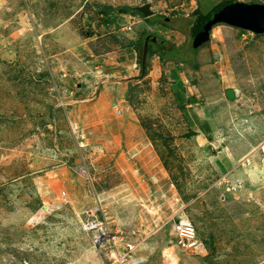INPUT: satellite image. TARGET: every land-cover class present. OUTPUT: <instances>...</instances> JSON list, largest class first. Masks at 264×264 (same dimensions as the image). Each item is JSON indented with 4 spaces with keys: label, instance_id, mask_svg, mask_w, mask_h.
Instances as JSON below:
<instances>
[{
    "label": "rangeland",
    "instance_id": "374dc122",
    "mask_svg": "<svg viewBox=\"0 0 264 264\" xmlns=\"http://www.w3.org/2000/svg\"><path fill=\"white\" fill-rule=\"evenodd\" d=\"M146 4L149 17L138 9ZM197 8L196 0H0V264H110L85 228L94 207L92 218L137 245L130 264H172L165 252L176 264H264V181L253 186L241 170L226 177L215 161L233 147L227 120L264 113L248 107L264 96V38L243 42L219 24L197 70L154 55L135 78L130 44L148 31L192 46ZM197 74L212 79L200 85V105L218 115L210 141L191 135L184 114L183 77ZM229 88L240 107L216 105L211 91ZM263 139L264 125L253 142ZM177 202L204 243L199 252L174 245L167 219Z\"/></svg>",
    "mask_w": 264,
    "mask_h": 264
},
{
    "label": "crops",
    "instance_id": "0c3cea01",
    "mask_svg": "<svg viewBox=\"0 0 264 264\" xmlns=\"http://www.w3.org/2000/svg\"><path fill=\"white\" fill-rule=\"evenodd\" d=\"M198 60V59H197ZM134 74V73H132ZM132 75H129L131 77ZM184 85L186 86L185 96L187 97V103H185L184 114L186 117V122L192 130L191 133L196 138L200 136L202 139H207L206 136H210L214 134L215 126L212 123V120H217V112L213 113L211 107L209 105H200L202 93L200 92V85H210L212 83V79L202 76V75H190L184 76ZM206 82V83H205ZM189 85V88H188ZM188 88V89H187ZM240 93V92H239ZM216 95L215 102L216 105H220L221 107H240L239 99L230 100L226 96H223L218 93L217 90L211 91V95ZM241 94V93H240ZM239 94V95H240ZM263 96V95H262ZM252 104V103H251ZM248 105V107H264V96L263 99L257 98L256 103L252 105ZM218 107V106H217ZM187 111V112H186ZM252 112V110H250ZM263 114H255L254 116H248L247 119L243 118L241 120H237L235 118L227 120V137L231 138L232 146H230L231 141H227L229 148H231L230 152H227L226 155H221V162L219 164L218 156H215V161L217 162L219 168L223 172L226 173V177L229 175H234V172L241 170L242 173L248 174L250 179L255 176L253 180V186L261 184L264 181V153L260 151L258 145L253 142V138L260 133L263 128ZM141 127V126H140ZM209 130L207 134L203 133L202 130ZM196 140V139H195ZM199 140V139H197ZM207 141H210L207 139ZM236 141V142H234ZM229 142V143H228ZM209 144H212L209 142ZM248 151V152H247ZM225 153V151H221ZM245 153L242 156H238V153ZM233 156H232V155ZM154 158V156H153ZM154 160V159H153ZM240 162L242 164H240ZM162 170V171H161ZM162 172L163 169L158 167L157 169H153L152 177L159 181V179H163ZM254 174V175H253ZM151 180V179H150ZM228 188V186H226ZM243 188V187H242ZM246 188H244L245 190ZM248 189V188H247ZM166 196V195H164ZM154 198V199H153ZM156 196H151V200H156ZM162 213V212H161ZM150 222L153 224L161 219L160 213L151 215L149 217Z\"/></svg>",
    "mask_w": 264,
    "mask_h": 264
},
{
    "label": "built area",
    "instance_id": "2783aa9c",
    "mask_svg": "<svg viewBox=\"0 0 264 264\" xmlns=\"http://www.w3.org/2000/svg\"><path fill=\"white\" fill-rule=\"evenodd\" d=\"M230 28L236 30L237 37L243 42L253 40L257 36L264 38V34L258 35L249 30ZM212 38H214V34L210 32V39ZM213 59L215 63H221L223 55L218 50L214 51ZM262 93L264 95V61L262 65ZM258 148L264 153V139L258 145ZM177 204L176 209L172 211L173 213L167 219L168 222H171L174 245L182 250L198 252L203 250L204 243L195 224L185 214L183 203L177 202ZM94 208L86 211L87 216L85 221V228L91 231L94 246L104 250L103 254L108 260H111L110 264H130L132 254L137 245L132 243L131 240L129 241L120 229L111 228L105 219L104 222L97 217L92 218L95 215Z\"/></svg>",
    "mask_w": 264,
    "mask_h": 264
},
{
    "label": "trees",
    "instance_id": "16d2710c",
    "mask_svg": "<svg viewBox=\"0 0 264 264\" xmlns=\"http://www.w3.org/2000/svg\"><path fill=\"white\" fill-rule=\"evenodd\" d=\"M230 1H236V0H196V2L198 3V8L192 13L193 16H196V21L193 23L191 27L192 34L197 32V30L208 19L209 15L214 10H216L219 6ZM107 10H108L107 7H104L101 10V14L103 17L107 15ZM117 10L121 13H127L129 12L130 7L122 6L119 7ZM169 27L173 29H177L182 33H185V31L180 26H176L173 24V25H169ZM130 47L136 53V61L139 70L138 75L135 77L137 79H140L145 76L146 67L148 64L147 62L154 55H157L160 58L161 62L164 64L169 62H182V63H187L194 70H197L199 68V64L197 62L196 57L201 47L195 49L192 46H190L182 49L176 46L174 43H171L166 39L160 37L156 33L142 31L139 34L138 39L130 44ZM202 131L205 134L209 132V130H202ZM208 138H210V136Z\"/></svg>",
    "mask_w": 264,
    "mask_h": 264
},
{
    "label": "water",
    "instance_id": "95a60500",
    "mask_svg": "<svg viewBox=\"0 0 264 264\" xmlns=\"http://www.w3.org/2000/svg\"><path fill=\"white\" fill-rule=\"evenodd\" d=\"M138 9L146 17L153 14L148 4ZM219 24L249 30L255 34L262 35L264 34V3L230 1L219 6L209 15L197 32L193 34V48L197 49L205 45L210 40L211 30ZM239 94V91L233 88L225 91L226 97L230 100L236 99Z\"/></svg>",
    "mask_w": 264,
    "mask_h": 264
},
{
    "label": "bare ground",
    "instance_id": "6f19581e",
    "mask_svg": "<svg viewBox=\"0 0 264 264\" xmlns=\"http://www.w3.org/2000/svg\"><path fill=\"white\" fill-rule=\"evenodd\" d=\"M172 231V230H171ZM96 249H98L97 248V246H94ZM167 251V250H166ZM165 256L167 257V258H170L171 260H172V264H176V261H177V257L174 255V254H172V253H169V252H165Z\"/></svg>",
    "mask_w": 264,
    "mask_h": 264
},
{
    "label": "clouds",
    "instance_id": "9594fccd",
    "mask_svg": "<svg viewBox=\"0 0 264 264\" xmlns=\"http://www.w3.org/2000/svg\"><path fill=\"white\" fill-rule=\"evenodd\" d=\"M230 27V26H229Z\"/></svg>",
    "mask_w": 264,
    "mask_h": 264
}]
</instances>
